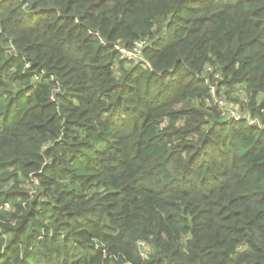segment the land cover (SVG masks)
<instances>
[{"label": "trees", "instance_id": "trees-1", "mask_svg": "<svg viewBox=\"0 0 264 264\" xmlns=\"http://www.w3.org/2000/svg\"><path fill=\"white\" fill-rule=\"evenodd\" d=\"M246 117L264 0H0V264H264Z\"/></svg>", "mask_w": 264, "mask_h": 264}, {"label": "built area", "instance_id": "built-area-1", "mask_svg": "<svg viewBox=\"0 0 264 264\" xmlns=\"http://www.w3.org/2000/svg\"><path fill=\"white\" fill-rule=\"evenodd\" d=\"M141 46H142L141 43H138L135 47H139L140 48ZM135 47L133 49H135ZM117 49L120 51V53H121V55L123 57H129V58H134L135 59V58H137V56L139 54V52L137 53V55L134 54L133 53V50L132 51H128V50L121 49V48H117ZM138 51H139V49H138ZM218 103L220 104L221 102L218 101ZM228 111H229V117L230 118L235 119V120L239 119V114L237 112L232 111V110H228ZM231 113L234 114V115H236V116H230ZM246 122L249 125H256V124H258L259 126L264 127V123L259 122L257 118L246 117Z\"/></svg>", "mask_w": 264, "mask_h": 264}, {"label": "rangeland", "instance_id": "rangeland-1", "mask_svg": "<svg viewBox=\"0 0 264 264\" xmlns=\"http://www.w3.org/2000/svg\"><path fill=\"white\" fill-rule=\"evenodd\" d=\"M138 49H139V47H135V49H133V53L137 55V53L139 52ZM238 91H239V89L236 88V91L234 92V94H236V92L238 93ZM228 95H229V94H228ZM221 98H222V100L224 101V105H225L226 107H234V106H235V105L232 104L231 101H230V100L233 101L232 98H234V97H231V96L229 95V98H227L226 95L221 94ZM230 98H231V99H230ZM238 113L241 114V113H244V111H238ZM230 116H236V115H234V114L231 113ZM143 249H144V250H147L146 245H144V244H142V246H141V250H142V251H143Z\"/></svg>", "mask_w": 264, "mask_h": 264}]
</instances>
